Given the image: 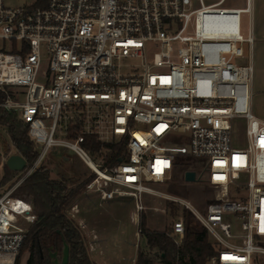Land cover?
<instances>
[{"label": "built area", "instance_id": "built-area-1", "mask_svg": "<svg viewBox=\"0 0 264 264\" xmlns=\"http://www.w3.org/2000/svg\"><path fill=\"white\" fill-rule=\"evenodd\" d=\"M225 1L0 0V107L27 125L38 152L10 187L0 186V264H14L36 219L12 191L53 147L95 174L84 193L129 197L137 223L144 196L159 194L152 184L179 185L161 193L182 208L167 234L178 245L205 230L216 252L206 264L264 255V118L251 108L253 65L242 44L252 37L239 31L251 0ZM215 25L221 32L209 33ZM87 134L122 142L119 163L93 160ZM184 159L202 163L201 178ZM77 212L72 205L70 217Z\"/></svg>", "mask_w": 264, "mask_h": 264}, {"label": "trees", "instance_id": "trees-1", "mask_svg": "<svg viewBox=\"0 0 264 264\" xmlns=\"http://www.w3.org/2000/svg\"><path fill=\"white\" fill-rule=\"evenodd\" d=\"M6 94L0 91V103ZM0 126L7 131L11 145L31 164L37 157V149L27 135V125L22 123L15 113L0 107ZM78 129L77 126L71 131ZM82 145L92 156L101 157L102 164L111 167L119 163L124 155L122 142H103L94 135L84 136ZM66 157V158H65ZM59 163L52 167L51 160L45 159L13 191L12 195L32 203L36 219L26 230L25 240L20 249L28 252L24 264H53L54 258L62 255V246L68 247L67 264H96L87 252L85 238L74 222L67 215L66 208L77 199L85 185L94 176H86L65 153L59 156ZM53 170L55 175L53 176ZM13 171L4 164L2 183L11 179ZM139 234L145 239L149 249H156L160 264H206L215 249L205 230L187 232L180 244L176 245L167 234L168 231H153L145 227L143 215L138 221ZM14 264H19L16 258ZM134 264H155L154 260L140 248L137 249Z\"/></svg>", "mask_w": 264, "mask_h": 264}, {"label": "rangeland", "instance_id": "rangeland-1", "mask_svg": "<svg viewBox=\"0 0 264 264\" xmlns=\"http://www.w3.org/2000/svg\"><path fill=\"white\" fill-rule=\"evenodd\" d=\"M244 4V0H226L224 6L239 7ZM248 14L242 13L239 18V31L243 37L247 36ZM244 49V57H248V43L242 44ZM245 59V58H244ZM251 92V108L254 115L264 118V66L259 70L253 71L252 82L250 86ZM234 142L238 146L245 145L244 132L236 135ZM12 154L15 152L11 142L8 138L7 131L4 127L0 126V186L3 190L10 187L17 179L19 171H13L11 179L2 183L1 180L4 176V153ZM65 153L74 159L76 167L88 176L91 170L70 150L61 147H53L45 159L51 160L52 167H56L59 163V156ZM93 160L101 162L99 157L94 156ZM188 162V166H184L190 170L197 172L201 178L203 174L202 163L197 160L184 159ZM57 168V167H56ZM53 170V176L55 175ZM152 188L159 192L156 195H145L143 198L144 209L139 213L140 217L143 215L145 227L153 231H168L174 219L182 214V208L179 204H174L170 200L165 199L161 193L169 191H182V188L176 183H161L152 184ZM74 203L78 204L79 214L78 217H84L86 228L79 226V221L73 219L77 226L80 228L84 238L90 259L95 262L93 253L89 252L88 241L93 238L89 229H96L95 226L99 223L106 224V230L101 252L98 256L102 259V264H134L136 251L140 248L148 256H150L155 264H160L156 255V249H149L146 245L145 239L137 234L139 228L133 216L136 214L133 201L127 197H115L108 202H102L94 192L82 193L75 199L67 208ZM33 206V205H32ZM67 215H69L67 213ZM100 218V219H99ZM138 220V221H139ZM28 257L26 250H21L17 255L19 264H24ZM60 261V259H59ZM96 263V262H95ZM97 264V263H96ZM253 264H264V255H257Z\"/></svg>", "mask_w": 264, "mask_h": 264}, {"label": "crops", "instance_id": "crops-1", "mask_svg": "<svg viewBox=\"0 0 264 264\" xmlns=\"http://www.w3.org/2000/svg\"><path fill=\"white\" fill-rule=\"evenodd\" d=\"M247 14H248L247 33L251 35L252 42L248 48V57L246 58L250 60V62L253 65V71H255V70H259V68L261 69L264 66V0H251L250 13ZM72 205H76L78 208L77 203H74ZM70 207L67 209L69 216H70L69 213ZM78 214H79V208H78V212L74 214L72 218L75 220L77 219L79 221V226L82 229L86 228L85 218L78 217ZM133 218L134 221H136L137 223L136 214L133 216ZM95 227L96 229L88 230V232H91L93 235V238L88 241V245H89L88 248L90 250L89 252L93 253L95 262L97 264H102V259L98 256V254L99 251L101 252V247L104 246L103 245V240L105 236L104 231L107 228H106V224L104 223H99Z\"/></svg>", "mask_w": 264, "mask_h": 264}, {"label": "water", "instance_id": "water-1", "mask_svg": "<svg viewBox=\"0 0 264 264\" xmlns=\"http://www.w3.org/2000/svg\"><path fill=\"white\" fill-rule=\"evenodd\" d=\"M8 152L6 151L4 153L5 156V164L6 166L12 170V171H19L25 166V159L17 153H12V154H7ZM121 159H119L120 161ZM185 178L188 180H193L194 179V172L193 171H187L185 173ZM52 257L54 258L53 264H67L68 260V247L65 243H63L62 246V255L61 257L55 256V254H52ZM60 259V261H59Z\"/></svg>", "mask_w": 264, "mask_h": 264}, {"label": "bare ground", "instance_id": "bare-ground-1", "mask_svg": "<svg viewBox=\"0 0 264 264\" xmlns=\"http://www.w3.org/2000/svg\"><path fill=\"white\" fill-rule=\"evenodd\" d=\"M212 16H213V17H212L213 21H220V20H221V17H219L218 14L213 13ZM220 32H221V30H220L219 28H216V25H215V28L213 27L212 30H210L209 33H211V34H218V33H220ZM88 164H89L93 169H98L93 161L88 160Z\"/></svg>", "mask_w": 264, "mask_h": 264}, {"label": "flooded vegetation", "instance_id": "flooded-vegetation-1", "mask_svg": "<svg viewBox=\"0 0 264 264\" xmlns=\"http://www.w3.org/2000/svg\"><path fill=\"white\" fill-rule=\"evenodd\" d=\"M54 261V260H53Z\"/></svg>", "mask_w": 264, "mask_h": 264}]
</instances>
